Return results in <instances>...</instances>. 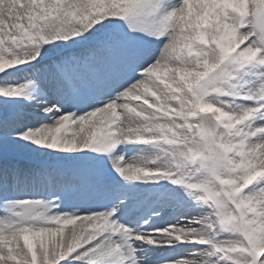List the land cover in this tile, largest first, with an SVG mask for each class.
<instances>
[{
    "label": "snow or ice",
    "instance_id": "6c2138e0",
    "mask_svg": "<svg viewBox=\"0 0 264 264\" xmlns=\"http://www.w3.org/2000/svg\"><path fill=\"white\" fill-rule=\"evenodd\" d=\"M0 264H264V0H0Z\"/></svg>",
    "mask_w": 264,
    "mask_h": 264
}]
</instances>
